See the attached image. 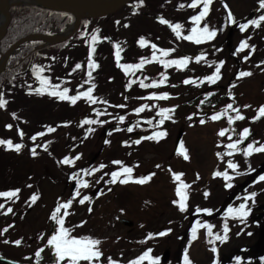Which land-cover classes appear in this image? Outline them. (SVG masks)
Returning <instances> with one entry per match:
<instances>
[{"label":"rangeland","instance_id":"rangeland-1","mask_svg":"<svg viewBox=\"0 0 264 264\" xmlns=\"http://www.w3.org/2000/svg\"><path fill=\"white\" fill-rule=\"evenodd\" d=\"M169 1V7L161 8L160 11L150 8L147 2H140L139 6L141 7V10H139V18L136 19L128 17L125 14L121 13V15L117 16L115 22L113 20L111 21L112 30L118 29V31H121L124 29H129L128 32L127 30L125 31V35L127 33H130V37L133 38V42L131 43L132 48L130 50V54L132 55L128 56L127 63L124 61L119 62L117 58V61L112 62L111 64V67L114 70L112 73L116 79V81H113L115 85L112 84V87H115V92H113V94H116V92L118 91L119 93L116 99L115 97H111L109 98V100L116 102L117 105H115L114 108L116 110H134L137 108V106H133L130 104V100L134 98V95L131 92V88L134 92H138L140 91V89L153 90L160 87H166L165 89L151 91V94H160L163 91H170L169 87L179 82V80L183 77V73L181 70H184L185 66L183 69L177 68L175 65H171L165 68L163 64L160 63L161 60H174L181 57H188V62L186 63V65L188 66H199L204 61H210L211 64L215 63L217 65L220 61L224 62L223 58L221 60L211 58L209 59V57H212V55L215 54V51H212L210 53L211 49L215 48L218 45L208 43L207 46L204 47L202 46L203 42L197 44L194 41L185 40L183 38L184 36L191 34V31L183 32L181 30H187L188 23L192 24L193 22L191 20L186 21L177 18L179 16L178 14L180 9L178 8L176 1ZM189 1H191L192 3V0ZM238 1L241 0H211L204 22L202 24L199 23L196 26L199 28H203L204 24H207L211 29H220L221 27L233 26V21H229V13H231V18L232 16L234 17L233 20L235 21V24L238 23V34L229 40V44L233 47L239 46L240 35L245 34L248 30H251L253 28V25H249L244 30V32H241L240 25L245 24L250 20H259V17H261L259 13L264 12V7H261L260 0H242L243 3H237ZM199 4L201 5V9L203 6L202 3H198L195 8L189 7L188 11L185 13L190 17L197 15L200 12L198 8ZM252 11L253 13L251 14ZM236 15H238L239 18H235ZM161 18L167 20L172 24L178 23L181 25L180 38H177L176 34L167 24H162L160 22ZM156 20L159 23H156ZM138 27L140 28L138 29ZM254 27L259 30L263 29L262 32L264 33V21H259V24ZM136 30L139 31L133 33V31ZM141 38H143V40L145 41L143 45L139 42ZM108 42L113 43L114 40L112 38H109ZM149 43L156 45V49L154 50L156 58L153 59V56L148 55L147 53L143 54L144 57H148V60L145 61L139 69L129 70L128 74L126 75L125 70L121 67V65L130 64V62H135L136 64L141 63V59H144V57H140L139 59H137L133 55L142 52L143 46H146ZM246 43L249 45L248 41ZM247 48L249 50V47ZM169 49H171L172 51H170L167 56L161 55L160 50ZM229 53L230 57H238L237 54L240 55V52L237 51H230ZM197 56L202 57L199 62L196 60ZM86 66V63H84L83 69L86 68ZM143 68L145 69L146 74H144ZM187 69H189V67ZM219 69L220 77L219 79H217V82L213 83V86L204 79H201L199 81L191 80L187 85H181L177 83V85L173 88V94L170 93L171 95H168V98L164 99V103L162 105L160 104V106H155V111H159L160 108H167L170 110L171 105L174 103L183 106L184 103H187L196 94H200L203 91H207L215 87L219 90H210L205 92L204 94L217 92L219 96L218 98H221L227 92L230 97L233 94V98L231 99L233 104L231 105L239 111L241 116L244 117L243 119H239L237 121H239V123H243V129L247 128L249 130L244 139L246 141H242L244 142V147L246 148L249 143H252L254 147L258 148L260 145L264 144V116L258 115L259 108L264 105V85H262L264 81V55L262 57L258 56L255 61H244V64H242V68H240V72H248L250 73V75L244 77L238 76L234 87L231 88H229L228 84H230L229 81H231L230 79L234 76L236 71L233 63L230 64L229 62H227L226 65L224 63L219 64ZM215 70L216 66L209 69V71ZM162 73L166 77V80L163 84H160L159 81L161 79ZM153 80L157 81V86L155 87L151 86ZM141 82L150 86L147 88H141ZM103 94H105V90H103ZM80 99L87 101V99L84 97H81ZM78 100L75 104L71 103L72 106H78ZM140 102L143 103V101ZM228 104V101L224 100L218 106H216L214 110L218 111L220 108L226 107ZM122 105L123 107H121ZM245 105H247L248 107H245ZM71 107L68 106L65 110H68ZM183 107L184 109H179L181 113L187 115L188 117H192L193 119H197H194V121L196 122L201 118L207 120V122L205 124H201L200 121H198L195 125H186V127L188 128L186 129V133L184 132L183 135V143H185L183 151L185 150V148H187V146L190 147V153L193 152L192 157H190L189 159L175 158L172 162V165L167 164V167L165 166L166 164L161 161L160 169L165 170L163 172V178H167L169 175V180L165 178L163 179L161 176H157L154 178V182L158 180V183H156L155 186L152 184L151 180H148V186L143 183H139V178H143L145 176H143V171H140L139 169L138 171H136L134 170V168L132 169L130 178L121 176L115 183L107 186L106 181H109L111 178L107 179V176H105L104 182L102 180L93 178L97 177V174L99 173V168L95 165L94 167L98 170L96 172H93L91 175H86L84 177V181L87 182L88 187L81 186L77 188L76 191L74 189L73 192L69 193L68 189L72 184H70V180H68V178L70 177V174L68 172L75 169L74 172L78 173L79 166L77 163L79 160H84L85 158H88L90 155L94 154H97L98 156V154L100 153L99 149L101 148L103 142V126H91L92 124L87 123L83 125L89 127L91 126L90 129H92V138L90 139L89 143L88 141H86L87 145L84 147V151L83 149L81 150V154L79 153V150H75V156L79 154L80 157L78 159H73V162L71 164H64L61 162L66 154L62 155L64 150H62L60 141L58 147L55 148V150H49L48 152L50 153L45 150V154L48 156V158H41L43 159L41 161V164L43 166V175L39 173L34 178L36 183L41 178L43 179L44 177H46V180H43L44 182L38 184L39 188L41 186L43 188H40L41 193H39V200H37V202L32 206V210L28 212L27 216L23 217L22 220H16L17 223L12 228V230L9 231L10 234H5L1 231L2 234H0V256L20 264H22L23 262L27 264H33L32 258H34L35 260L38 257H40L42 260L41 264H51L55 262L56 260H51L49 258V249L47 245V233L49 230L47 229L49 228L50 214L52 210H54V207H56L55 199L57 197H60L61 199L59 203H64L68 200H72L69 209H67V212L68 210L71 211L68 212V215H70L68 220L79 222L87 216L91 217L89 221L85 220V225L87 228H89V225H92V227L89 228L88 232L92 231L91 233L93 235H89V237H96L97 240L100 241L99 245L103 246V248H100L99 245H97L102 253V264H106L108 262L109 256H106V254L111 252L112 249L110 248H115L116 245L121 243V240L125 235H129L126 236V238H129V240H132L135 244L134 245L130 243L128 248L130 249L128 261H134L138 257H140V255H138L137 248L142 249L143 246H140L136 243V241H134L136 237L133 233H139L142 235V232L145 234V232L148 230L155 229L157 231H160L166 227L165 224L168 222V220H164V217L166 215L169 216L170 213H173L174 216H176V212H171L173 210L170 209V199L173 198L174 189L172 185L168 184L167 182L170 181L178 183L179 181H182L184 184L188 185L189 189H195L193 187V183L195 182L200 183L202 180L207 179L209 182V186L213 187L215 186L216 180L221 179L222 182L220 183L218 189H215V195L213 198H218L220 199V201H223L222 203H220L221 206L217 210L214 211L212 209H209L210 212L208 213L213 212V214L208 215V219L192 220L189 217L180 218L179 216H176V218L181 219L177 220L181 222V225L178 226L180 234L177 233L170 240H164L157 235H153V233H150L151 236L144 235L140 237L142 238L141 241L144 242V249H150L151 251L149 255L153 258L159 257V259L161 257L160 252L165 250L170 251L171 254L173 252L174 257L171 258L172 264L178 262H180V264H184L185 255L181 256V251H185V249H187V257L190 261V264H251V262L255 264H264V180L259 179L261 176H264V174L260 173L259 175H257L255 178L256 182L253 183L257 184V186L254 187L256 188L255 210L249 209V212L251 211L252 213H255V215L253 216V220H248L247 218L243 220H235L233 219V217L229 219V216H226L225 214L221 215L220 217H216L224 207L228 208L229 206H239L238 201L229 203L230 199L229 195L227 194L228 188L225 187V184H229L230 179L231 182L236 181V183H238V185H240L242 188L240 195H238V197H235L239 198V200H241V203H244L246 205V208H248L252 204V202L254 201V197L251 196V193H255L253 191L254 189L252 188V191H249L247 187H244V185L242 184L248 182L249 179L247 178V174L253 172V170L259 169L260 166H263L264 151L252 152L247 157H245L243 153L240 154L241 156L237 154L228 155L220 153V148L216 144L221 143L224 146L225 144L232 142V140L225 142L223 141V139H220L224 138V136L221 137L218 135V133L220 130L227 128L228 124L226 117L235 116L236 113L230 111L227 115L222 114L217 120H212L211 116L214 114L212 112H203L196 115L195 117V115H189V113L193 112L189 106ZM35 110L38 112H45V110L42 108ZM47 110L49 111L51 110V108H48ZM25 112L30 114L29 118H27V122H32L33 124L37 119V116L31 115L32 108L28 107ZM131 112V114L128 115L127 118L142 119V116L147 117L150 114L147 111L143 113H137L135 111ZM64 114L66 116L65 112ZM166 115L168 116V120H173V118L170 116V111ZM79 117V113L75 115L72 114L73 122L78 121ZM254 117L255 119H253ZM40 121H42V119ZM60 122H63V120L61 119ZM184 122L185 119L184 121H180L179 123L175 124L173 126L174 131H184ZM120 125L122 124H116V126ZM36 127H38L37 129L41 128L40 125H36ZM228 128L231 129L232 126L228 125ZM239 128H241L240 125ZM17 129H19L26 136L21 138ZM55 130V132L58 131L57 134H64L66 132H71L73 128L71 126L57 127V129L55 128ZM93 131L95 132V134H93ZM30 132L31 131L29 128H20V124H16L12 143L20 144L22 142L24 143V145L31 146L33 140L28 136ZM77 133H83V131L80 132L78 130ZM122 137H127L126 132L122 135ZM175 137L172 134L170 142L166 145L165 154L167 153L168 158L170 157L169 154L173 151ZM229 137L230 134L226 133L225 138ZM117 138L118 137H114L113 134L109 138V140H117ZM163 138L164 136L160 137L159 140H163ZM62 141H66V139L62 138ZM242 142L238 146L239 149H241L242 147ZM7 148L8 147L6 146V149ZM40 148H43V145H41ZM161 150L162 149L160 147H157L158 152H160ZM33 151L36 152L35 149ZM107 151L108 149H105V151L101 152L100 154L99 158L103 157V163L107 164L109 167H112V161L119 160L123 162V166L128 167L127 160L122 158L119 154L121 150L118 151L116 148H114L111 153L110 148L109 151ZM195 152L196 154H200V156L197 157L202 161H197L196 155L194 154ZM6 153L7 152L5 149H2L0 151V168L6 162ZM146 153L147 154L143 156L141 160L144 169L152 165L150 163V160L153 159V153L151 150L146 151ZM179 155H181V153ZM68 157L72 158L73 155H70ZM229 160L237 165V168L235 170L228 167ZM96 162L98 163V160ZM133 162L134 164L132 165L136 168H139L136 165L135 159H133ZM154 162L156 164H159L158 159H155ZM79 163H81V161ZM185 165L188 166V171L179 173L180 170L183 171L186 169ZM46 168H49L48 172L46 171ZM50 168H52L51 173ZM120 168L121 166H118L112 168L111 171H119ZM171 168L174 172H176L174 174H182L180 176V180H175L174 178L170 180V177H173L174 175L170 174L169 170ZM5 169L6 168H4V170ZM34 171H38L37 164L33 165V174ZM215 172H226L230 179L224 180L225 178L223 176H214L213 173ZM44 174H46V176H44ZM63 175L64 178L62 179ZM83 176L84 174L80 175V178H82ZM128 178L129 180H127ZM121 179L125 180V182L120 183ZM97 181H99V183H97ZM46 183L48 186L46 185ZM191 183L192 187L189 186L191 185ZM1 189L3 188L0 187V190ZM230 190H234L232 186L230 187ZM77 191L79 192V195L74 196V193H76ZM189 193L191 194H189L190 198L188 196L187 197L188 200H190V204L192 205V207H200V204L197 203V196H193V192ZM86 195H88L90 199L88 201H85L83 204H77L76 202H74L82 199L83 196ZM246 197L248 198L246 199ZM109 200L112 201L110 202ZM31 201L32 200H30L29 202ZM173 208H175V206ZM169 209L171 211H169ZM189 210H191V208L186 203V208L182 212H189ZM63 211L64 210L61 209V212L59 214L62 215ZM161 214L163 217H160ZM119 218H124L131 222L132 227L122 228L121 226H117L116 219ZM196 222L212 225V235H209L206 229L198 228L195 234V238H190L191 234L188 230L190 227L192 228L193 223ZM112 223L115 227L111 225ZM167 225L171 226L170 224ZM225 225L227 226L226 233L224 231ZM108 226L110 228L113 227V229H106L102 234L101 232H103V230ZM183 230H186L184 236H182ZM102 235L103 239H101ZM215 236H226V239L221 242L220 240L214 239ZM17 240L21 241L19 245L14 243V241ZM213 248L216 249L215 252L212 251ZM40 249H42V251L40 255L37 256L36 253ZM237 257L240 258L239 262H237V260L235 259ZM65 260L66 259H64L63 261L64 264ZM157 262L156 264H159ZM95 263L97 262L94 260L93 264ZM143 263L149 264V261H141V264ZM78 264H88V262L81 260L78 262Z\"/></svg>","mask_w":264,"mask_h":264},{"label":"snow or ice","instance_id":"snow-or-ice-1","mask_svg":"<svg viewBox=\"0 0 264 264\" xmlns=\"http://www.w3.org/2000/svg\"><path fill=\"white\" fill-rule=\"evenodd\" d=\"M140 2L142 3V0H140ZM211 2V0H192V3L190 5H188L189 7H193L195 8L196 5L198 3H202V8L200 10V12L197 15H194L192 17H190V20L193 22V27L191 29V34L184 36L183 38L185 40H191L194 41L195 43H201L203 40H211L215 34H216V30L215 29H211L209 25L204 24L203 28H199L196 25L199 24L200 21H202L204 19V17L207 14V9L209 6V3ZM260 5L261 7H264V0H260ZM229 20L231 21V13H229ZM259 21H264V16L259 17V20H250L245 24H241L240 25V31L244 32V30L249 26V25H253V26H257L259 24ZM160 22L162 24H167L172 31L176 34L177 38H180L181 33H180V28L181 25L180 24H172L170 22H168L167 20H164L163 18L160 19ZM99 37H97L95 34H93L91 36V40L93 42L98 41ZM142 45L145 43V41L143 40V38H141V40L139 41ZM114 48H118V45H113ZM250 47V45H248L246 43L245 40H241L239 47L237 48V52H241L243 51L244 48ZM152 48L155 50L156 49V45H152ZM161 51V55L162 56H167L168 53L170 51H172L171 49L169 50H160ZM92 54H93V49L90 47L89 48V53H88V67L89 69H92L94 67H96V65L94 64L93 60H92ZM248 55H251V53H249ZM248 55H245L243 58L245 60L248 59ZM118 56V53H117ZM155 53L153 54V59H155ZM202 59L201 56H197L196 60L199 62ZM145 61L143 59H141V63L139 64H124L121 65V67L125 70V74H128V71L131 69H139L142 64ZM188 62V57H181L179 59H174V60H161L160 63L163 64V66L165 68L171 66V65H175L177 68H182L183 66L186 65V63ZM223 61H220L219 64H223ZM219 64L216 67V71H213L211 75L204 77V80H207L209 83H214L216 79H219ZM81 67L80 64H76L75 68L79 69ZM44 71L43 68L41 67H37L34 66L33 69V74L37 77V79L40 82V87L36 88L35 91L38 94H42L44 91L51 89L50 91H48V94L51 96H55L58 99L61 100H67L73 104L76 103V101L78 99H80L81 97H84L87 99V101H89L90 103H94L96 102V97L92 96L91 93L93 91V88L95 87L94 85H92L91 87H88L86 90L78 92L76 95H68L69 93V89L67 87L62 88L61 90H57L60 88L59 85H53L49 82V80L40 75V73H42ZM238 75L240 77H244L247 75H250V73L248 72H240L238 73ZM88 79L91 80V75L90 73L88 74ZM166 80V77L164 76V74H161V79L159 81L160 84H163ZM190 81L188 79H185L183 81V83L188 84ZM85 83H88V81H85ZM150 85L145 84L143 82L140 83V87L141 88H147ZM152 87L157 86V81L153 80L152 81ZM168 93H160V94H156V93H152L149 95L148 99H167L168 98ZM104 103H107L106 101ZM203 103V101H202ZM6 105V100L3 98L2 95H0V108H4ZM123 107V105L121 106ZM144 105H141L140 107L134 109L135 112L139 113L141 111H143L144 109ZM245 107H248L247 105H245ZM228 110H231L232 112L236 113L235 116H227V122L229 125H231L233 123L234 120H239V119H243L244 117L240 115V113L238 112V110L236 108H234L231 104H228L224 109L221 110V112H217L214 113L211 116L212 120H217L222 114L223 115H227ZM170 110L167 108H160L158 115L160 116V119L156 121V124H162L163 121L165 119L168 118V116L166 115ZM258 115L260 116H264V105H262L259 108V112ZM13 117H15V114L13 113ZM255 119V117L253 118ZM120 121L124 120L123 116L119 117ZM98 121H94L91 119H85L84 121H82V123H87V124H93V123H97ZM99 123H103V121H99ZM147 123L151 126L152 125V121L149 120L147 121ZM201 123H204L203 120H201ZM5 127L7 128H11L12 125H6ZM54 129H52L51 127H49L47 129L48 132L53 131ZM90 131L92 129H89ZM129 132L132 131V128L129 127L127 129ZM17 131L19 132V134L21 136H23V133L20 132L19 129H17ZM230 130L228 128L222 129L219 131L218 135L223 137L225 136L226 132H229ZM248 129L245 128L243 129L240 133H239V139H236L230 143H228L226 145V147L230 150L229 154L236 152V151H241V149H239V145L241 144V142L245 139L246 134L248 133ZM43 133H36L33 137H31V139L35 140L36 136H40ZM165 133L164 132H155L152 134V136L149 137H141V139H159L160 137L164 136ZM107 143V141H106ZM134 143L139 144L140 143V139L134 141ZM0 145H6L8 148H14L17 152L21 149L22 145L17 143V144H13L11 140H0ZM255 151H264V144L260 145L258 148L254 147V145L252 143H249L247 145L246 148L242 149V153L245 157L249 156L252 152ZM177 152L183 154V147H178L177 148ZM33 155H35L36 153L33 151L32 153ZM78 157H73L70 158L68 156H65L63 158V160L61 161L64 164H71L73 162V159H76ZM185 159H188V157L185 155L184 156ZM113 164H119L121 165V168L119 171H113L110 173L111 175V180L110 181H106V183H115L118 179V177L120 176L121 172H123L124 174H126L127 177L130 178L131 172H132V168L131 167H125L123 166V162L121 161H112ZM105 165L100 164L99 168H104ZM157 167H159V165H157ZM228 167L235 170L237 168V165L232 162L231 160L228 161ZM98 169L97 168H92L90 170H81V171H85L86 175H91L93 172H96ZM182 174H174L173 178L175 180H180V176ZM214 176L216 175H220L223 176L225 178V180L230 179V177L228 176V174L226 172L221 173V172H215L213 173ZM144 179L146 178H142L141 180H139V183H143ZM260 180H264V176H261L259 178ZM125 180L121 179L120 183H124ZM97 183H99V181H97ZM88 187V184L86 181L77 179V187ZM230 184H225V187H230ZM188 188L187 184H184L182 181L180 184L177 185L176 187V196L179 198L178 200L173 201L174 204H178L179 209L181 211H184L186 208V200H187V196L185 194V189ZM19 192V189H14V190H8V191H3L0 192V198H7L8 200H12L14 197L17 196V193ZM79 192L77 191L76 193H74V196H78ZM251 196H255V193H251ZM248 197H246L247 199ZM30 199L34 202L37 197L36 195H32L30 197ZM86 200H89L88 196H84L82 199H80V203L83 204ZM72 200H68L67 202L64 203H57L55 210L51 213L50 216V220L54 221V231L53 233L48 236L47 238V245L50 246L51 251L54 253L55 257H56V264H59L60 260L65 259L66 257L68 258V264H78L79 261L83 260V261H87L88 264H93V261L95 260L97 262V264H99L100 258L102 256L101 251L99 250V248L97 247V245H99L100 241L97 239H93L90 237H80V238H76L73 236H70V229L64 226V217L68 215L67 209L69 208V206L71 205ZM4 204H0V209L4 208ZM61 209L64 210L63 215H60L59 213L61 212ZM12 209L8 208L7 212H11ZM197 212L203 211L205 213L210 212L209 209H196ZM248 209L246 208V205L244 203L239 204L238 207H232L229 206L226 210H225V215L226 216H230L233 218H240L242 219L243 217H246L248 215ZM8 227H11V225H9ZM212 225L207 224V223H201V222H196L193 223L192 228L190 230V238H195V234L197 232L198 228H204L207 230V233L209 235H212L211 229H212ZM7 229H5L4 231H6ZM170 231V230H169ZM224 231L225 233L227 232V226L225 225L224 227ZM2 234V233H0ZM165 233L161 232L159 233V235H164ZM151 235V234H149ZM214 239L216 240H220L221 242H223V240L226 239V236H215ZM14 243H16L17 245H19L21 243V241L17 240L14 241ZM42 249L38 250L36 255L39 256L41 253ZM150 249L145 251L140 257H138L136 260L134 261H130L129 264H141V261L147 259L149 261V264H156V262L159 260V257H151L149 255L150 253ZM213 252L216 251L215 248L212 249ZM185 253H187V249H185ZM237 260V262H239L240 258L237 257L235 258ZM107 264H114V261H112L111 259L108 260ZM184 264H190V261L188 260L187 254H185L184 257Z\"/></svg>","mask_w":264,"mask_h":264},{"label":"trees","instance_id":"trees-1","mask_svg":"<svg viewBox=\"0 0 264 264\" xmlns=\"http://www.w3.org/2000/svg\"><path fill=\"white\" fill-rule=\"evenodd\" d=\"M162 0H147V4H149L150 6H154L155 3L161 4ZM167 6H169L167 4ZM21 12L24 15H31V22L29 27H24V21H22V19H17L16 23L14 25L13 28L9 29L4 40H3V48H2V52H5L6 50H8V48L14 44L16 41H18L19 39L26 37L28 35H33V34H45L53 25L58 28V29H63L66 24L70 21H72V17L65 15V14H57V13H53L50 11H46V10H42L39 8H34V7H22L21 8ZM90 20H82L81 23V27L79 29V31L77 32V34L70 40L72 41L73 39H75L76 37L80 36L81 34H87L88 35V29L90 28V24L88 23ZM258 43H260L258 41ZM30 50L26 49V53H28ZM39 52H36L35 54H33L30 58V60H33L35 58H37L39 56ZM22 54H18L16 57H13L9 63H8V69H10V75H8V72H4L1 76H0V84H4L5 82L9 81V78H11L13 75L17 76L16 80L18 78H20L22 76V72L21 69L22 67H18L16 66L15 68H12V66L16 65V63H18V58L22 57ZM19 74V75H18ZM76 76H74L73 78H75ZM262 85H264V81L262 83ZM264 88V86H263ZM203 101V103H202ZM199 102H201V104H203L201 107H206V106H213L218 102V98L215 97L214 95H204L201 98H199ZM116 147L115 144H112V148H111V153L114 150V148ZM117 150H120L119 147H116ZM12 156H10L11 158ZM9 158V159H10ZM10 165L13 168V164L15 167V170L13 171L12 168L7 167L6 170L3 171V175L4 177H8L11 178L13 176V173L15 174V179L18 180V182L16 183V186H20V183L23 179H26V176H30V180H32L35 175L33 174V169H29L28 164L31 163V161L28 159L26 160L24 163L19 164V159L17 158V160H14L13 158L10 159ZM14 183V182H13ZM151 240V239H149Z\"/></svg>","mask_w":264,"mask_h":264},{"label":"water","instance_id":"water-1","mask_svg":"<svg viewBox=\"0 0 264 264\" xmlns=\"http://www.w3.org/2000/svg\"><path fill=\"white\" fill-rule=\"evenodd\" d=\"M132 0H49L46 2L39 3L40 7L50 9L55 12H64L68 13L74 17L75 23L72 28L67 32L59 36H47L42 37L44 41L47 43H56L61 42L68 39L70 36L74 34L77 30L81 19L83 18H100L111 15L116 11H119L125 5L130 3ZM6 3L8 5H6ZM0 9L1 11H8L9 15L5 20L2 27H0V39L4 36L8 25L14 20V11L13 7L10 4L9 0H0ZM37 37H28L25 40L19 41L16 45H14L4 56L1 64H0V73L5 66L7 58L11 53L23 42L35 39ZM125 223V222H124ZM168 258V253H165L163 256V261ZM0 262L12 264L9 261L0 259Z\"/></svg>","mask_w":264,"mask_h":264},{"label":"bare ground","instance_id":"bare-ground-1","mask_svg":"<svg viewBox=\"0 0 264 264\" xmlns=\"http://www.w3.org/2000/svg\"><path fill=\"white\" fill-rule=\"evenodd\" d=\"M31 0H9L10 4L12 5L13 7V11H14V20L12 23H10L8 25V28L7 29H11L14 27L15 23H16V20L17 19H22V21H24V27H29L30 25V20H31V15H24L22 12H21V8L24 6V4H28ZM6 5H8L6 3ZM9 15V12L7 11H1L0 9V27L3 26L5 20L7 19ZM6 23V22H5ZM4 44H3V38L0 39V61L3 60L4 56H6L7 52H2V48H3ZM11 55H9V57L7 59H10ZM165 178V177H164ZM173 177H170V180H172ZM167 180H169V175L167 178H165ZM170 182V181H169ZM171 183V182H170Z\"/></svg>","mask_w":264,"mask_h":264},{"label":"flooded vegetation","instance_id":"flooded-vegetation-1","mask_svg":"<svg viewBox=\"0 0 264 264\" xmlns=\"http://www.w3.org/2000/svg\"><path fill=\"white\" fill-rule=\"evenodd\" d=\"M152 123L150 126L147 121H143L140 123V130H139V135L145 136V135H152L153 133L157 132V124L156 121Z\"/></svg>","mask_w":264,"mask_h":264}]
</instances>
